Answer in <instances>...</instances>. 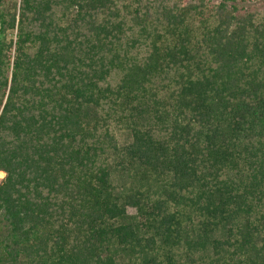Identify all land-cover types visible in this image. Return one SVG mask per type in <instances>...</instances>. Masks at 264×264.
Masks as SVG:
<instances>
[{
    "label": "trees",
    "instance_id": "16d2710c",
    "mask_svg": "<svg viewBox=\"0 0 264 264\" xmlns=\"http://www.w3.org/2000/svg\"><path fill=\"white\" fill-rule=\"evenodd\" d=\"M0 0V264H264V9Z\"/></svg>",
    "mask_w": 264,
    "mask_h": 264
},
{
    "label": "rangeland",
    "instance_id": "374dc122",
    "mask_svg": "<svg viewBox=\"0 0 264 264\" xmlns=\"http://www.w3.org/2000/svg\"><path fill=\"white\" fill-rule=\"evenodd\" d=\"M238 5L241 8L240 10H262L264 9V0H244L239 1Z\"/></svg>",
    "mask_w": 264,
    "mask_h": 264
},
{
    "label": "bare ground",
    "instance_id": "6f19581e",
    "mask_svg": "<svg viewBox=\"0 0 264 264\" xmlns=\"http://www.w3.org/2000/svg\"><path fill=\"white\" fill-rule=\"evenodd\" d=\"M4 175L3 171H0V178Z\"/></svg>",
    "mask_w": 264,
    "mask_h": 264
}]
</instances>
